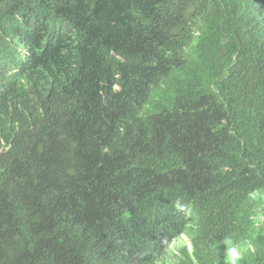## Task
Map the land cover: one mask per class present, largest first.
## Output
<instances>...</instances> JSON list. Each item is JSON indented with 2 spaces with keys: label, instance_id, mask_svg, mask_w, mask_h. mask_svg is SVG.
<instances>
[{
  "label": "trees",
  "instance_id": "obj_1",
  "mask_svg": "<svg viewBox=\"0 0 264 264\" xmlns=\"http://www.w3.org/2000/svg\"><path fill=\"white\" fill-rule=\"evenodd\" d=\"M0 147V264H264V0H0Z\"/></svg>",
  "mask_w": 264,
  "mask_h": 264
},
{
  "label": "clouds",
  "instance_id": "obj_2",
  "mask_svg": "<svg viewBox=\"0 0 264 264\" xmlns=\"http://www.w3.org/2000/svg\"><path fill=\"white\" fill-rule=\"evenodd\" d=\"M0 152H3V150H2V148L0 147ZM183 237H185V236H183ZM169 250H171V249H169ZM236 255H239L238 253H236Z\"/></svg>",
  "mask_w": 264,
  "mask_h": 264
}]
</instances>
